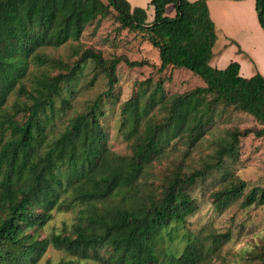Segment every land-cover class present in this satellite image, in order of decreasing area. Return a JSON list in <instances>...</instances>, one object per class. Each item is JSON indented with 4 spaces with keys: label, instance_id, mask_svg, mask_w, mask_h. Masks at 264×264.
Masks as SVG:
<instances>
[{
    "label": "trees",
    "instance_id": "1",
    "mask_svg": "<svg viewBox=\"0 0 264 264\" xmlns=\"http://www.w3.org/2000/svg\"><path fill=\"white\" fill-rule=\"evenodd\" d=\"M106 1L0 0V264H38L49 246L69 257L44 264H208L230 240L229 232L186 230L181 249L168 248L197 210L191 189L221 171L211 190L219 212L240 199L242 207L264 205V187L244 193L246 182L225 174L224 159L235 156L241 136H264V77L258 72L242 77L236 61L223 69L210 65L216 31L206 0H149L146 7ZM168 5L172 16L165 13ZM255 10L264 31V0H255ZM111 11L123 27L143 32L157 49V71L183 67L204 81L182 93L165 90L162 79L139 82L120 106L121 135L129 146L125 154L108 147L103 106L118 82L117 64L141 67L147 60L106 59L77 46L67 61L42 52L77 42L89 24L95 22L97 29ZM89 65L103 74L106 88L57 136L49 135L55 100L60 111L72 106ZM226 107L249 114L260 127L228 131L211 163L184 171L185 159L213 116ZM179 145L185 149L178 164L155 186L141 184L155 156ZM75 205L70 229L40 237L54 210ZM260 249L254 254L258 260L247 264H264V245Z\"/></svg>",
    "mask_w": 264,
    "mask_h": 264
},
{
    "label": "rangeland",
    "instance_id": "2",
    "mask_svg": "<svg viewBox=\"0 0 264 264\" xmlns=\"http://www.w3.org/2000/svg\"><path fill=\"white\" fill-rule=\"evenodd\" d=\"M106 3V0H103ZM137 4L142 6L145 3L141 0ZM142 3V4H140ZM152 14L151 8L148 10ZM167 15L174 14L172 5L166 7ZM148 16V21L151 20ZM95 22L89 24L83 32L80 39L69 41L58 48L47 47L42 52L55 58L69 60L72 48L82 47L91 48L94 51L101 52L106 59L122 56L128 60H147L148 64L141 67H130L120 61L117 64V84L111 93L110 98L103 106L105 116L101 118L102 125L108 135V147L119 154H125L129 151L128 142L121 135V114L120 106L123 101L133 95L139 82L149 78L155 82L158 79L164 81V88L169 92L182 93L185 90L192 89L195 85L204 84L200 76L193 74L190 70L178 67L167 69L163 72L157 71L159 64L158 51L147 40V36L141 31H131L121 25L120 20L114 11L101 20L97 29H94ZM77 58H72V61ZM34 71V67L30 66ZM51 74H56L59 69H49ZM171 74V78H169ZM106 79L103 74L98 73L89 65L84 69L80 77L79 90L76 98L72 101V106L65 111H60L57 107L60 100H55V119L53 121L51 136H57L69 118L80 111L84 104L92 100L96 94L106 88ZM29 88V82L26 81ZM63 95L66 93L63 92ZM16 95L10 96L9 103L13 102ZM156 111V109H155ZM21 116V115H20ZM260 127L252 116L244 112L234 110L232 107H226L222 115H214L211 124L203 138L193 147L188 157L185 159L184 171L201 169L205 164L211 163L213 153L219 145L222 137L230 130L243 131L245 129H255ZM172 141L171 143H173ZM183 145H179L178 150H163L151 161L146 173L142 175L140 183L145 187L155 186L164 178L171 168L178 164ZM227 172L233 174L246 182V193L254 186L264 187V136H256L249 133L239 138L238 151L232 158L225 156ZM223 172H215L214 180H205L191 189V195L197 203V210L187 217L186 224L172 239L168 241V248L173 252H178L183 245V236L186 230L197 233L203 230L204 233L211 231L216 233H230V240L226 242L219 251L218 255L213 256L208 264H247L256 262L258 259L255 253L261 251L264 245V205L241 206V200H237L224 211L219 212L211 201V190L220 180ZM79 206L75 205L68 210L58 209L53 211L52 219L40 230V237H47L52 232H65L70 229L74 222L76 211ZM69 255L52 246L47 248L42 259L38 264H44L47 259L58 261L66 259ZM90 261L85 264H90Z\"/></svg>",
    "mask_w": 264,
    "mask_h": 264
},
{
    "label": "crops",
    "instance_id": "3",
    "mask_svg": "<svg viewBox=\"0 0 264 264\" xmlns=\"http://www.w3.org/2000/svg\"><path fill=\"white\" fill-rule=\"evenodd\" d=\"M128 1L132 6L142 2ZM144 1L140 3L142 7L149 2ZM206 4L216 31L210 65L223 69L236 61L242 77H251L256 72L264 77V31L257 19L255 0H206Z\"/></svg>",
    "mask_w": 264,
    "mask_h": 264
},
{
    "label": "water",
    "instance_id": "4",
    "mask_svg": "<svg viewBox=\"0 0 264 264\" xmlns=\"http://www.w3.org/2000/svg\"><path fill=\"white\" fill-rule=\"evenodd\" d=\"M179 2V1H178Z\"/></svg>",
    "mask_w": 264,
    "mask_h": 264
}]
</instances>
